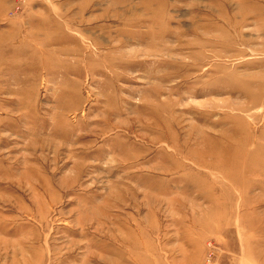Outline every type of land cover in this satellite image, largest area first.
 Listing matches in <instances>:
<instances>
[{"label": "rangeland", "instance_id": "obj_1", "mask_svg": "<svg viewBox=\"0 0 264 264\" xmlns=\"http://www.w3.org/2000/svg\"><path fill=\"white\" fill-rule=\"evenodd\" d=\"M0 264H264V0H0Z\"/></svg>", "mask_w": 264, "mask_h": 264}, {"label": "bare ground", "instance_id": "obj_2", "mask_svg": "<svg viewBox=\"0 0 264 264\" xmlns=\"http://www.w3.org/2000/svg\"><path fill=\"white\" fill-rule=\"evenodd\" d=\"M130 1V0H129ZM132 2V1H131Z\"/></svg>", "mask_w": 264, "mask_h": 264}]
</instances>
